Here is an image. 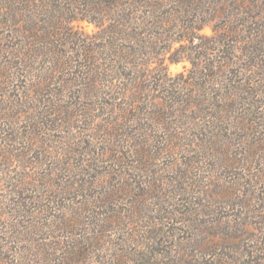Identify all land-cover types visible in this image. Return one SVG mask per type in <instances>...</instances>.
Wrapping results in <instances>:
<instances>
[{
	"label": "rangeland",
	"instance_id": "obj_1",
	"mask_svg": "<svg viewBox=\"0 0 264 264\" xmlns=\"http://www.w3.org/2000/svg\"><path fill=\"white\" fill-rule=\"evenodd\" d=\"M76 12L0 30V264H264V0Z\"/></svg>",
	"mask_w": 264,
	"mask_h": 264
},
{
	"label": "trees",
	"instance_id": "obj_2",
	"mask_svg": "<svg viewBox=\"0 0 264 264\" xmlns=\"http://www.w3.org/2000/svg\"><path fill=\"white\" fill-rule=\"evenodd\" d=\"M79 0H0V30L10 34L9 37H18L21 43L10 52V59L22 67H27L31 46L54 44L57 32L65 27L63 21L69 20V11L72 9L79 15L80 20L90 21L91 13L96 16L104 13H114V7L122 4V0H83L76 7ZM147 2V0H144ZM67 4V5H65ZM132 7H136L130 4ZM127 10V8H124ZM80 12V13H79ZM72 16H75L74 14ZM70 16V17H72ZM135 39H140V33L133 32ZM7 47V46H6ZM50 49V48H48ZM37 48L34 51L36 54ZM57 55L59 52H55ZM85 66V65H84ZM67 245L70 247L69 242ZM77 249L79 247L73 246ZM79 254L76 252L78 259ZM82 261V259H79Z\"/></svg>",
	"mask_w": 264,
	"mask_h": 264
}]
</instances>
